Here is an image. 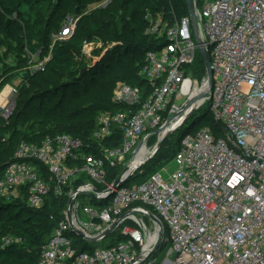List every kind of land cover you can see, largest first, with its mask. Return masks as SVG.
<instances>
[{
  "label": "built area",
  "instance_id": "1",
  "mask_svg": "<svg viewBox=\"0 0 264 264\" xmlns=\"http://www.w3.org/2000/svg\"><path fill=\"white\" fill-rule=\"evenodd\" d=\"M109 2L102 0L96 6L105 8ZM193 5L212 71V87L202 104L209 106L222 136L214 137L208 128L186 134L172 159V171L163 166L141 182L117 189H112L114 180L107 183L110 170L133 166L152 133L206 89V75L196 78L191 70L202 57L189 16L165 20L147 12L145 34L166 43L145 54L138 76L146 91L117 85L111 102L124 109L101 113L96 121L95 140L112 139L117 128L119 144L100 146L94 155L82 152L78 139L45 136L38 144L20 143L4 169L0 200L14 202L26 191L30 209H41L48 195L60 205L62 218L38 264H151L146 262L144 220L156 230L157 226L144 216L147 213L168 235V255L173 257L168 264H264V0H193ZM77 21L68 18L51 34L48 51L25 48L18 83L0 87V121L8 122L16 107L21 76L45 71L54 46L72 37ZM146 157L133 166L138 167L128 181ZM81 177L87 181L74 188ZM110 190L112 196L107 197ZM78 191L82 194L72 206L74 229L89 238L99 237L131 212L119 225L125 240L109 248L77 251L70 235L78 236L69 224L67 208Z\"/></svg>",
  "mask_w": 264,
  "mask_h": 264
},
{
  "label": "trees",
  "instance_id": "2",
  "mask_svg": "<svg viewBox=\"0 0 264 264\" xmlns=\"http://www.w3.org/2000/svg\"><path fill=\"white\" fill-rule=\"evenodd\" d=\"M62 1H64V5L69 4V0ZM72 1L81 9L85 5L97 4L102 0ZM36 5L37 0H0V21H5L4 25L0 23L1 33L3 34H8L9 32L7 24L11 22L13 14H16L14 10L18 14L20 11L25 14L24 12L29 10L27 13L34 15V17H31L32 19H28L32 20L31 33H28V30L25 29L27 33L23 31V35H20L11 43L14 46H8L12 49L14 55L12 64L17 66L13 72L14 77L20 76L18 71L25 66V59L23 58L25 48L32 52L38 49H42L44 52L48 51L51 34L58 32L67 20L65 19L62 23H53V21L46 18V14L53 8L52 0H44L43 3H39V6ZM110 6L111 4L108 7ZM24 7H27V10ZM33 9H35V13L33 12L32 14ZM105 10L106 8H96L94 11H97L98 15L95 20H88L87 25L84 26L77 23L72 37L54 46L52 60L45 71L31 76H21L19 97L16 101V109L20 108V112L16 116L15 124V132H17L19 137H15L17 135L15 133H8L5 127L0 129V179L5 166L12 160L15 150L22 142L38 144L45 136L67 135L78 139L82 143V152L94 155L100 146L111 148L118 145L120 133L117 128L113 130L112 139L101 143L95 140L94 133L97 130V117L101 113L110 112L114 114L124 109V107L114 105L111 102L112 92L117 85L125 83L130 86H140L146 91L145 82L138 76L145 54L148 51L159 50L166 43L164 38H154L145 34V14L148 12L153 17L161 16L165 20L174 18L179 20L188 15L187 0H119L117 8H115L119 14L117 18L119 26L114 25L117 33L114 35L113 47L106 49V51L97 49L87 55L82 50L83 46L93 40L100 39L101 30H110V20L115 13L107 14ZM124 58L127 61H124ZM111 65H114L117 70L112 75L105 76L107 73H103L100 70ZM10 66L12 65L10 64ZM191 70L196 78L206 75L204 62L200 58L197 59ZM95 75L98 77H94L96 79L93 81H97L98 88L95 97L91 101L94 104H90L89 110L92 112L86 122H79L74 126L56 124L48 120L51 116L50 111H47L43 118L29 117L28 112L34 102L40 101L51 94L61 93L62 95L69 87L77 85L83 80L91 79ZM5 76L6 79L10 75L7 76L5 74ZM5 79L0 82V87L6 84L4 82ZM190 118L189 127L184 128L180 132L179 142L178 138L173 139L170 136L165 139L157 151L156 160L147 170H152L154 165L164 156L172 157L173 159L181 139L186 134H193L198 130L208 128L214 137L222 136V128L219 124L212 121L207 104ZM20 119L30 122L29 130L33 129V131L23 133V123L20 122ZM5 123V121H0V125L3 124L4 126ZM201 123L202 127L194 131L195 126ZM176 144L178 145L177 147ZM122 171V168L110 170L107 176V183L109 184L115 180ZM153 172L155 171L153 170ZM133 177L130 180H133ZM84 181H87V178L81 177L73 184V187L76 188ZM26 201V191H22L20 198L14 202L0 200V264H38L42 248L50 241L53 229L62 218L60 205L52 195H48L45 198L44 205L38 210L30 209ZM92 204L101 206L105 202L92 201ZM120 230L121 228H118L98 245L86 243L72 234L70 237L73 239L74 246L78 252H91L94 247L109 248L125 240L120 235ZM164 234H167L166 231H164ZM15 239L20 240V242L15 243L13 241ZM6 240L11 242L6 244ZM106 240L109 241L107 245H105ZM166 249L167 247L161 243L154 254L156 255L157 251L161 252Z\"/></svg>",
  "mask_w": 264,
  "mask_h": 264
},
{
  "label": "rangeland",
  "instance_id": "3",
  "mask_svg": "<svg viewBox=\"0 0 264 264\" xmlns=\"http://www.w3.org/2000/svg\"><path fill=\"white\" fill-rule=\"evenodd\" d=\"M43 2L44 0H37L36 6H39V3H43ZM63 2L64 1L62 0L59 2L58 0H52L53 8H51L49 13L46 14L47 16L46 18L53 21V23H60V22L62 23L65 19L68 18H78L77 21L78 25L84 26L87 25L88 20H95L98 15L97 11H94L97 8L96 6L97 4L95 3H91L87 6L85 5L83 8L79 9L72 0H69L68 5H64ZM118 3L119 0H110L109 4L105 7L106 8L105 13L107 14L115 13L113 15V18L110 20L111 21V24L109 26L110 30L109 29L101 30L100 32L101 38L98 40H93L91 43H89V47L87 46L84 47L85 53L87 55H90V53H92L97 49H102L106 51V49H110L113 47L115 41L114 35L115 33H117V29L116 27H114V25L119 26L117 24V18L119 17V14L118 11L115 10V8H117ZM110 4L111 6L108 7ZM24 8L27 10V7ZM14 12L16 14H13L11 18L12 19L11 22L7 24L9 30L8 34L1 33V26H0V51L2 54V56L0 57V82L3 81V79H5L6 77L5 74L7 76L10 75L8 76V78L4 80L6 84H8V82L18 83L17 78L13 76V72L15 71L17 66H15L16 64H12V62H14V55L12 53V49L9 47H11V45L14 46L11 43H13V40H15L17 37L23 35V31L27 33L25 29L28 30V33H31V29H32L31 17H34V15L27 13L29 12V10H27V12L25 11L24 12L25 14H23V12L21 11L18 14L16 10H14ZM33 12L35 13V9L32 10V14ZM29 18L31 19L28 20ZM0 23L4 25L3 23H5V21L4 22L0 21ZM124 61L127 60L124 58ZM10 64L12 66H10ZM116 70H117L116 67L114 65H111L108 68H102L100 71L103 73H107L105 76H108V75H112ZM4 71L6 72L4 73ZM94 77H98V76L95 75L91 79L83 80L79 84L69 87L66 90V92L62 95L61 93L51 94L40 101L34 102L31 110L28 112L29 117L43 118L44 114L47 111H50L51 116L48 118V120L56 124L74 126L79 122L81 123L86 122L89 114L92 112L91 110H89V108H90V104L93 103L91 101L95 97L96 90L98 88L97 81H93L96 79ZM204 77L205 75L202 76L201 79H203ZM182 102L183 100L179 101L178 105H180ZM205 106L206 103L202 104L193 114L198 113ZM19 112H20V108L16 109L15 107L9 122H6L4 126L3 124H1L0 129H4L3 127H5L8 133L17 134V132H15V124H16V116L19 114ZM190 117L186 119L185 122L182 124V126L176 131H174L170 135V137H172L173 139L178 138V142H179L180 132H182L184 128L189 127V124L191 123ZM20 122L23 123L22 125L23 133H29L33 131V129L29 130V127L31 125L30 122H25L23 119H20ZM200 127H202V123L199 124L198 126H195L193 130L196 131ZM17 136L19 137L18 134L15 135V137ZM156 142H157L156 136L150 138L146 146L143 147V149L141 150L138 156L146 157L149 151H151L154 148ZM177 146L178 145L176 144V147ZM156 157H157V153L153 156V158L149 159L141 168L138 169V171L135 173V176L133 177V180H130L128 184L132 185L141 182V180L151 175L150 173H152L153 170L156 172L163 166L165 167L167 166V170L170 171L174 169L175 164L171 161L172 157L164 156L159 160L157 164L154 165V168L152 170L151 169L147 170L149 166L153 165V162L156 160ZM144 221L148 228L146 245L150 249L156 239L157 230L156 228L154 229L153 224L149 222L147 219H145ZM167 236H168L167 234L166 235L164 234L162 241V245L167 247V249L161 252L157 251L156 255L155 254L151 255V257H149L146 260L147 263L168 264V262L172 260L173 258L172 255H168L169 243ZM107 244H109L108 240L105 241V245Z\"/></svg>",
  "mask_w": 264,
  "mask_h": 264
},
{
  "label": "water",
  "instance_id": "4",
  "mask_svg": "<svg viewBox=\"0 0 264 264\" xmlns=\"http://www.w3.org/2000/svg\"><path fill=\"white\" fill-rule=\"evenodd\" d=\"M187 12H188V16L190 18L193 35H194V38L196 40L197 45L199 46L200 55L202 57V60L204 62V66H205L206 89L202 93H200L199 95L190 98L184 105H182L179 108V110L175 114H173L171 117L166 119L164 125L161 128L155 130L152 133L153 136L157 137V142H156L154 148L150 151V153L146 157L145 161L140 166L144 165L150 158H152L157 153V151L159 150L163 141L165 139H167L174 131L179 129L182 126V124L185 122V120L188 119L196 111V109L207 99L208 94H209L211 87H212V71H211L210 60H209L208 52L203 47L202 42H201L199 35H198L193 0H187ZM26 76H27L26 74L22 75V77H26ZM140 147L141 146H139L136 149L135 154H138ZM137 167L138 166H136V167L127 166L126 168H124L122 173L112 183V189H117V188L121 187L122 185L126 184L128 182V179L132 176V174L137 169ZM81 194L82 193H80L79 191L75 192L73 197L68 202L67 218H68L69 224L71 226H72V219L71 218H72L73 202ZM107 194H108L107 197L112 196V191L111 190L108 191ZM130 213L131 212L125 213L121 217H119L99 237L89 238L84 233L76 231L73 226H72V229L74 230V232L77 234L78 237H80L81 239H83L87 243L98 245V244H101L109 235H111L113 232H115L119 228V225L122 223V221ZM144 216L149 218V220L152 221L157 226L156 239H155L154 243L152 244V246L148 252V257H150L151 255L154 254V252L157 250V248L161 245V243L163 241V237H164V230H163V226H162L161 222L154 215H152L151 213H147V214H144Z\"/></svg>",
  "mask_w": 264,
  "mask_h": 264
},
{
  "label": "bare ground",
  "instance_id": "5",
  "mask_svg": "<svg viewBox=\"0 0 264 264\" xmlns=\"http://www.w3.org/2000/svg\"><path fill=\"white\" fill-rule=\"evenodd\" d=\"M142 149H143V148H142ZM142 149H141V150H142ZM140 152H141V151H140ZM149 153H150V151H149ZM149 153H148V154H149ZM139 154H140V153H139ZM139 154H138V155H139ZM138 155H137V156L135 157V159L132 161V165H133V166L140 164V163L143 161V159H144V157H142V156H138ZM147 156H148V155H147ZM149 250H150V249H149V248L147 247V245H146V247H145V252H148Z\"/></svg>",
  "mask_w": 264,
  "mask_h": 264
}]
</instances>
